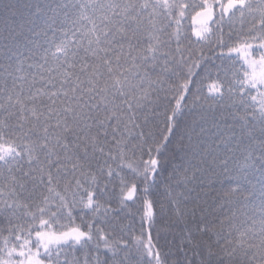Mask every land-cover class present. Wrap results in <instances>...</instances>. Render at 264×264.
<instances>
[{
  "label": "snow or ice",
  "instance_id": "snow-or-ice-1",
  "mask_svg": "<svg viewBox=\"0 0 264 264\" xmlns=\"http://www.w3.org/2000/svg\"><path fill=\"white\" fill-rule=\"evenodd\" d=\"M0 264H264V0H0Z\"/></svg>",
  "mask_w": 264,
  "mask_h": 264
}]
</instances>
